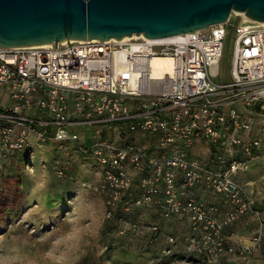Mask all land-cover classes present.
Segmentation results:
<instances>
[{"label": "built area", "instance_id": "obj_1", "mask_svg": "<svg viewBox=\"0 0 264 264\" xmlns=\"http://www.w3.org/2000/svg\"><path fill=\"white\" fill-rule=\"evenodd\" d=\"M227 36L230 81L217 83L212 68ZM169 38L0 47V161L70 143L100 169L90 189L103 196L106 219L119 208L154 211L163 221L184 217L183 244L197 261L182 264H216L223 255L248 261L262 245L264 210L253 208L236 176L264 158V24L240 17ZM154 58L170 59L172 73L153 78ZM127 135L150 142L122 143ZM67 157L53 164L60 177ZM243 217L258 221L248 245L226 244L224 231ZM166 243L163 255L176 240Z\"/></svg>", "mask_w": 264, "mask_h": 264}, {"label": "rangeland", "instance_id": "obj_2", "mask_svg": "<svg viewBox=\"0 0 264 264\" xmlns=\"http://www.w3.org/2000/svg\"><path fill=\"white\" fill-rule=\"evenodd\" d=\"M232 56L233 38L227 36L221 60L212 68L215 82L230 81ZM126 137L122 143L146 147L150 142L148 137ZM66 155L69 166L60 177L53 164ZM26 156L20 164L15 159L0 161V264H169L143 234L123 237L129 230L120 234L125 226L105 218L103 196L90 189L100 178L92 159L76 154L70 143L35 148ZM133 218L142 223L143 217ZM148 218L146 225H157L176 240L178 250L183 247L184 222ZM177 255L170 264L185 261Z\"/></svg>", "mask_w": 264, "mask_h": 264}, {"label": "water", "instance_id": "obj_3", "mask_svg": "<svg viewBox=\"0 0 264 264\" xmlns=\"http://www.w3.org/2000/svg\"><path fill=\"white\" fill-rule=\"evenodd\" d=\"M242 14L264 23V0H0V47L163 39L234 24Z\"/></svg>", "mask_w": 264, "mask_h": 264}, {"label": "crops", "instance_id": "obj_4", "mask_svg": "<svg viewBox=\"0 0 264 264\" xmlns=\"http://www.w3.org/2000/svg\"><path fill=\"white\" fill-rule=\"evenodd\" d=\"M251 134L245 133L244 137L249 138ZM198 152V149H196ZM239 183L245 184L249 193L251 203L254 209L264 210V158L254 161L245 171L236 176ZM203 200H211L212 198L200 190L196 191ZM264 222V220H263ZM258 221L252 217H243L228 227L224 233L226 244H234L236 246L248 245L252 234L257 228ZM172 251L187 259L194 257L183 247L177 249V246L172 248ZM180 251V253L178 252ZM216 264H264V238L261 248L254 251L253 256L248 261H242L235 255H223Z\"/></svg>", "mask_w": 264, "mask_h": 264}, {"label": "trees", "instance_id": "obj_5", "mask_svg": "<svg viewBox=\"0 0 264 264\" xmlns=\"http://www.w3.org/2000/svg\"><path fill=\"white\" fill-rule=\"evenodd\" d=\"M27 155V152H21V153H18V154H15L13 155L12 159H15L17 161L18 164H20L21 162H24L26 160V156ZM134 195V193H133ZM143 217L142 220V223L140 224H144L146 227L147 226H150V224H145V223H149L146 221V218L147 216L149 217L148 219L151 220V219H154V218H157L159 220H161L159 218V216L157 215V213H155L154 211H150V210H145V209H134V210H131L130 212H123L122 210H120V208L116 211V213L113 215V217L111 219H107L108 222H119L121 224H123L124 226L130 224V223H135V219L133 217ZM173 219H178L179 221H182L185 223L186 225V229L188 232V222L187 220L184 218V217H174ZM162 223H167L169 221H163L161 220ZM108 228V226H106ZM131 230H129V232H126L125 235H121L123 237H126L127 235H131L132 237H136L137 236H140L139 234H143V238L147 241L148 244L150 245H154L155 247L158 246V255L161 257V258H164V259H167L169 260V264L170 263H174V261L176 260V257H178L177 253H174L172 251V248L174 247H171L170 251L171 253L169 255H163L162 254V250L166 249V248H170L167 243H166V237L165 235L162 234V231L159 230L157 231L156 233L154 232H151V231H148V230H145L143 231L142 233L139 232V233H135V232H130ZM141 237V236H140ZM185 259V258H184ZM185 261H188L190 263H195L197 261V259H195V257H188L187 259H185ZM161 264V263H159Z\"/></svg>", "mask_w": 264, "mask_h": 264}, {"label": "bare ground", "instance_id": "obj_6", "mask_svg": "<svg viewBox=\"0 0 264 264\" xmlns=\"http://www.w3.org/2000/svg\"><path fill=\"white\" fill-rule=\"evenodd\" d=\"M241 17L246 19L243 16V14L241 15ZM166 39H170V38H163L159 40H166ZM170 73H172V63L170 59L154 58L150 61L149 74L152 75L153 78H161L163 77L164 74L167 75Z\"/></svg>", "mask_w": 264, "mask_h": 264}]
</instances>
